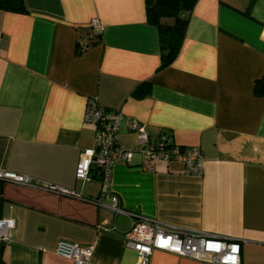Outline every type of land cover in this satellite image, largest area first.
Listing matches in <instances>:
<instances>
[{
    "label": "crops",
    "instance_id": "crops-1",
    "mask_svg": "<svg viewBox=\"0 0 264 264\" xmlns=\"http://www.w3.org/2000/svg\"><path fill=\"white\" fill-rule=\"evenodd\" d=\"M25 1L27 13L0 9V171L75 195L0 182V215L16 221L0 264H74L56 252L61 240L92 244L88 264H138L123 238L131 213L238 240L241 264H264V97L254 93L264 0H198L164 69L146 0ZM92 96L152 136L199 146L203 173L179 160L144 171L136 152L133 165L114 166L104 199L119 196L124 212L87 200L103 186L98 168L76 177L82 150L95 144L85 120ZM119 139L139 142L124 124ZM150 264L219 263L156 250Z\"/></svg>",
    "mask_w": 264,
    "mask_h": 264
},
{
    "label": "built area",
    "instance_id": "built-area-1",
    "mask_svg": "<svg viewBox=\"0 0 264 264\" xmlns=\"http://www.w3.org/2000/svg\"><path fill=\"white\" fill-rule=\"evenodd\" d=\"M95 23L92 25L101 31L102 25L97 20ZM85 120L95 127V144L93 147H86L82 150L77 164L76 177L89 180L92 169L98 168L103 182L101 195L97 198H87V200L109 207L115 212H124L119 196H112L111 205H106L104 199L109 194L108 184L114 166L117 163L133 165L136 152L142 153L141 168L144 171H155L158 160H179L184 163L187 173H203L204 155L199 146L178 145L170 134L152 136L142 122L135 118L125 117L122 112L109 110L93 96L87 101ZM123 124L128 130L137 134L139 139L137 146L129 147L120 141L119 131ZM0 181L15 182L75 195L67 188L40 182L18 172L0 171ZM130 217L131 225L129 230L123 234V238L126 246L137 253L138 264H150L151 256L156 250L205 262L241 264L242 244L238 240L203 230L167 225L156 218L132 213ZM15 227L14 218L0 215V245L11 241ZM93 250L92 244L85 245L66 240L59 241L56 247L58 254L73 259L74 264H88Z\"/></svg>",
    "mask_w": 264,
    "mask_h": 264
},
{
    "label": "trees",
    "instance_id": "trees-1",
    "mask_svg": "<svg viewBox=\"0 0 264 264\" xmlns=\"http://www.w3.org/2000/svg\"><path fill=\"white\" fill-rule=\"evenodd\" d=\"M197 1L146 0L148 22L156 26L159 31L160 69L168 67L178 56L185 38L190 14ZM0 9L21 13L28 12L25 0H0ZM254 93L259 97H264V75L256 80ZM93 177H97V175L93 174Z\"/></svg>",
    "mask_w": 264,
    "mask_h": 264
}]
</instances>
